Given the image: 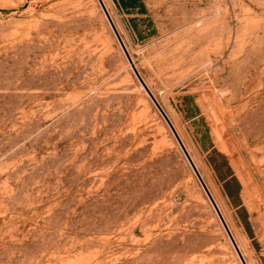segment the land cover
<instances>
[{"label":"rangeland","instance_id":"374dc122","mask_svg":"<svg viewBox=\"0 0 264 264\" xmlns=\"http://www.w3.org/2000/svg\"><path fill=\"white\" fill-rule=\"evenodd\" d=\"M104 2L264 264V0ZM0 264H242L98 0H0Z\"/></svg>","mask_w":264,"mask_h":264},{"label":"water","instance_id":"95a60500","mask_svg":"<svg viewBox=\"0 0 264 264\" xmlns=\"http://www.w3.org/2000/svg\"><path fill=\"white\" fill-rule=\"evenodd\" d=\"M107 20H108V23L114 33V35L116 36L124 54L126 55L127 57V60L129 62V64L131 65V68L134 72V74L136 75L137 79L139 80L142 88L146 91V93L148 94V96L150 97V99L152 100V102L154 103V105L157 107L158 111L160 112V114L162 115V117L164 118V120L166 121V123L168 124V126L170 127L175 139L177 140L182 152L184 153L187 161L189 162L193 172L195 173L197 179L199 180L202 188L204 189L208 199L210 200L211 204L213 205L227 235L229 236L233 246H234V249L240 259V261L242 262V264H248L237 241L235 240V237L233 236V233L231 232V229L229 228V225L227 224V221L225 220V217L223 216V213L221 212L217 202L215 201L211 191L209 190L205 180L203 179L199 169L197 168L191 154L189 153L187 147L185 146V143L183 142L181 136L179 135L175 125L173 124V122L171 121V119L169 118L168 114L165 112V110L163 109V107L161 106L160 102L158 101V99L156 98V96L154 95V93L151 91V89L149 88V86L147 85V83L145 82V80L143 79L140 71L138 70L104 0H98Z\"/></svg>","mask_w":264,"mask_h":264},{"label":"trees","instance_id":"16d2710c","mask_svg":"<svg viewBox=\"0 0 264 264\" xmlns=\"http://www.w3.org/2000/svg\"><path fill=\"white\" fill-rule=\"evenodd\" d=\"M119 5L125 8L127 11H133L139 8L142 12H146V7L143 0H117ZM193 110H198V108L193 105ZM191 111V110H190Z\"/></svg>","mask_w":264,"mask_h":264},{"label":"bare ground","instance_id":"6f19581e","mask_svg":"<svg viewBox=\"0 0 264 264\" xmlns=\"http://www.w3.org/2000/svg\"><path fill=\"white\" fill-rule=\"evenodd\" d=\"M240 247H241V245H240Z\"/></svg>","mask_w":264,"mask_h":264}]
</instances>
